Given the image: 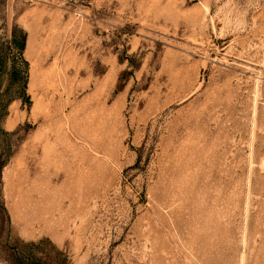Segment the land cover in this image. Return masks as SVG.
<instances>
[{"label":"rangeland","instance_id":"374dc122","mask_svg":"<svg viewBox=\"0 0 264 264\" xmlns=\"http://www.w3.org/2000/svg\"><path fill=\"white\" fill-rule=\"evenodd\" d=\"M40 240L264 264V0H0V264Z\"/></svg>","mask_w":264,"mask_h":264},{"label":"trees","instance_id":"16d2710c","mask_svg":"<svg viewBox=\"0 0 264 264\" xmlns=\"http://www.w3.org/2000/svg\"><path fill=\"white\" fill-rule=\"evenodd\" d=\"M4 259L9 264H68L67 256L46 240L16 245L6 250Z\"/></svg>","mask_w":264,"mask_h":264},{"label":"bare ground","instance_id":"6f19581e","mask_svg":"<svg viewBox=\"0 0 264 264\" xmlns=\"http://www.w3.org/2000/svg\"><path fill=\"white\" fill-rule=\"evenodd\" d=\"M258 83V82H257Z\"/></svg>","mask_w":264,"mask_h":264}]
</instances>
